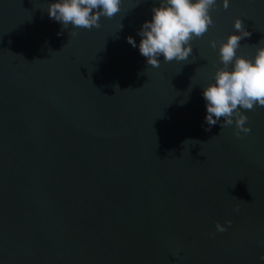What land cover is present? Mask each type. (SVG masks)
I'll use <instances>...</instances> for the list:
<instances>
[{
	"label": "water",
	"instance_id": "obj_1",
	"mask_svg": "<svg viewBox=\"0 0 264 264\" xmlns=\"http://www.w3.org/2000/svg\"><path fill=\"white\" fill-rule=\"evenodd\" d=\"M48 2L0 0V264H260L264 106L248 134L205 130L202 86L236 17L239 53L264 45V0H216L188 61L156 68L126 37L159 0L90 30Z\"/></svg>",
	"mask_w": 264,
	"mask_h": 264
},
{
	"label": "clouds",
	"instance_id": "obj_2",
	"mask_svg": "<svg viewBox=\"0 0 264 264\" xmlns=\"http://www.w3.org/2000/svg\"><path fill=\"white\" fill-rule=\"evenodd\" d=\"M215 3L216 0H159L151 9V18L137 29L139 42L131 35L126 40L138 48L153 68L159 67L161 56L164 62L188 61L192 52L190 42L203 36L214 23L210 13ZM121 4L122 0H49L46 9L49 18L64 28L71 25L90 30L100 26L101 16L112 18L118 14ZM224 7H228V0H224ZM233 29L219 45L210 41L211 48L217 50L221 66L214 71L212 80L202 86V98L208 126L205 130L222 117L221 127L234 125V135L239 137L251 131L246 124L247 116L240 110L264 106V45L259 42L251 57L240 54V40L251 33L240 17L233 20ZM226 224L230 226L231 222ZM216 231L224 232L226 227L217 223ZM258 259L264 264V254Z\"/></svg>",
	"mask_w": 264,
	"mask_h": 264
}]
</instances>
